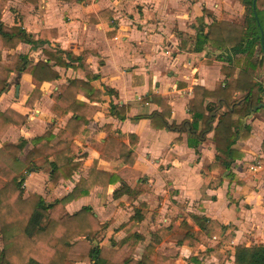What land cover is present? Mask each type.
Segmentation results:
<instances>
[{"label": "crops", "instance_id": "crops-1", "mask_svg": "<svg viewBox=\"0 0 264 264\" xmlns=\"http://www.w3.org/2000/svg\"><path fill=\"white\" fill-rule=\"evenodd\" d=\"M232 3L0 0L6 26H21L33 40L46 41L38 47L20 42L2 50L0 66L9 67L11 55L26 56L23 65L47 61L51 54L49 64L59 74L41 84V96L27 108L34 88L31 75L10 72L0 111L22 115L26 122L6 127L0 149L5 142L24 139L22 160L33 147L31 139L49 131L48 144L66 142L73 149L72 161L78 163L71 177L53 182L50 166L35 158L39 167L24 175L23 196L35 193L51 203L88 180L93 169L107 172L108 179L116 177L107 185L97 180L83 187L80 192L87 193L74 197L63 210L71 215L90 208L103 224L94 240L99 246L116 249L129 239L117 256L120 260L124 256L139 261L150 249L153 264H236L237 246L264 244V105L244 117L235 116L238 134L233 148L240 156L228 170L222 162L230 160L215 149L213 132L196 151L188 146L186 133L153 126L148 117L165 110L168 122L191 120L188 103L194 86L213 91L225 81L220 71L225 61L217 57L220 50L205 45L196 52L193 47L198 19L204 24L233 21V7L245 19L240 0ZM57 51L62 52L58 57ZM58 59L65 65L57 64ZM74 79L93 89L89 95L74 89L72 96L94 112L72 132L67 124L73 113L53 108V96ZM256 80L264 86V61ZM113 106L125 108L123 118ZM121 145L132 151L128 159L121 156ZM121 185L130 193L115 198Z\"/></svg>", "mask_w": 264, "mask_h": 264}, {"label": "trees", "instance_id": "trees-1", "mask_svg": "<svg viewBox=\"0 0 264 264\" xmlns=\"http://www.w3.org/2000/svg\"><path fill=\"white\" fill-rule=\"evenodd\" d=\"M240 2L246 13L242 24L215 19L210 24H204L203 18L197 20L199 27L193 50L200 52L205 45L220 50L217 57L225 61L220 69L225 81L213 91L194 86V97L188 103L191 120H184L181 123L168 122L166 120L168 113L165 110L163 113L156 112L148 116L153 126L186 133L188 146L196 151L207 134L213 132L215 149L230 160L222 162L226 170L229 169L231 161L240 156V153L233 148L238 134L235 116L244 117L264 105V86L256 80V71L264 61V13L261 11L264 0H255L254 8L253 0H240ZM261 30H263V44H261ZM20 42L38 47L39 43L46 41L33 40L21 26H6L1 21L0 13V53L2 50L16 48ZM257 53L261 58L257 57ZM61 54L62 52L57 51L56 57ZM9 57L11 58L9 67L0 66V95L7 90L9 84L7 79L13 69L29 73L34 88L25 106L32 108L34 102L41 96V84L59 77L58 72L49 64L52 55H48L47 61L40 60L34 64L26 62L23 65L26 56ZM56 62L65 65L60 59ZM74 89L84 90L87 95L94 93L86 82L74 79L60 86L53 96V108L60 109L62 114L73 113L67 124L68 130L72 132L88 121L94 112L93 108H87L86 111L87 106L76 100L74 95L72 96ZM237 94L242 96L237 97ZM113 110L120 115L119 118L124 117L123 106H113ZM139 118L140 116H137L135 120ZM25 122L26 118L22 115L0 111V137L8 125L21 127ZM245 130L248 131V127ZM49 136L50 132L46 131L43 135L31 139L33 147L22 160L19 154L27 144L26 140L20 139L17 143L5 142L0 149V264H70L76 260H89L92 264H153L154 260L148 257L150 249H147L139 261L124 256L121 260L117 258L129 239L117 244L116 249L95 244L94 240L103 229V224L90 208L83 207L71 215L63 210V207L74 197L87 193V191L80 192L83 187L91 186L95 184L92 182L97 180L102 182V185L114 181L116 177L108 179L110 174L107 172L91 170L88 180H83L71 193L51 203L45 202L35 193L23 196L24 175L39 167L34 161L35 158L44 159V162L50 166L53 182L60 177L68 179L78 166V163L72 161L73 149L68 147L66 142L63 144L58 142L50 146ZM121 147V156L124 155L125 158L132 156V151L123 145ZM125 193L129 194L130 190L121 185L114 191V197L118 198ZM132 237L135 240V236ZM235 263L264 264V244L237 246Z\"/></svg>", "mask_w": 264, "mask_h": 264}, {"label": "rangeland", "instance_id": "rangeland-1", "mask_svg": "<svg viewBox=\"0 0 264 264\" xmlns=\"http://www.w3.org/2000/svg\"><path fill=\"white\" fill-rule=\"evenodd\" d=\"M233 1V3L232 4H236L237 3V1L238 0H232ZM233 5V6H234ZM236 6H238V5H236ZM261 11L264 13V2H263V4H262V7H261ZM232 17H231V19L233 20V21H235V22H243L244 20H243V14H242V16H240V15H236V11H235V8L233 7L232 8ZM238 13H241V12H239L238 11ZM245 15H246V13H245ZM241 19V20H240ZM31 180V179H30ZM33 184V183H32ZM29 188H31V186H29Z\"/></svg>", "mask_w": 264, "mask_h": 264}, {"label": "water", "instance_id": "water-1", "mask_svg": "<svg viewBox=\"0 0 264 264\" xmlns=\"http://www.w3.org/2000/svg\"><path fill=\"white\" fill-rule=\"evenodd\" d=\"M254 2L255 0H253V8H254ZM261 44H263V30H261ZM18 90V88L16 87V91Z\"/></svg>", "mask_w": 264, "mask_h": 264}, {"label": "built area", "instance_id": "built-area-1", "mask_svg": "<svg viewBox=\"0 0 264 264\" xmlns=\"http://www.w3.org/2000/svg\"><path fill=\"white\" fill-rule=\"evenodd\" d=\"M247 244H251V241H247Z\"/></svg>", "mask_w": 264, "mask_h": 264}]
</instances>
